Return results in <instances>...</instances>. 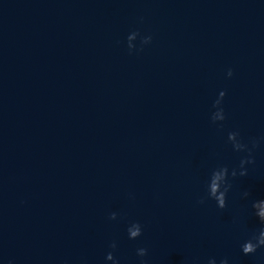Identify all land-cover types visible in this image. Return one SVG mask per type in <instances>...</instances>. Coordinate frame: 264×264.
Masks as SVG:
<instances>
[{"label": "water", "instance_id": "1", "mask_svg": "<svg viewBox=\"0 0 264 264\" xmlns=\"http://www.w3.org/2000/svg\"><path fill=\"white\" fill-rule=\"evenodd\" d=\"M231 131L264 137V0H0V264H264V141L198 203Z\"/></svg>", "mask_w": 264, "mask_h": 264}, {"label": "clouds", "instance_id": "2", "mask_svg": "<svg viewBox=\"0 0 264 264\" xmlns=\"http://www.w3.org/2000/svg\"><path fill=\"white\" fill-rule=\"evenodd\" d=\"M131 35L138 37L140 35L139 31L131 32ZM130 36L127 37V41ZM152 40L151 36H145L141 38V44H149ZM129 52L135 47L128 43ZM139 50H143L142 48ZM227 75L231 77L233 72L231 69L228 70ZM226 95L225 91H220L218 98L213 103V108L215 111L211 114V121L213 124L218 122H223L226 120V113L222 106L223 99ZM222 127V123L220 124ZM264 141V137L261 138H250L247 142L241 137L238 131H231L228 133L227 142L231 144L232 150L237 153H246L241 157L238 167H232L229 169L228 165L221 164L214 168L206 181L205 194L200 197L198 203L204 204L207 200H214L218 209L223 210L227 208L228 204V194L233 188V181L239 176L244 177L248 175L247 165L255 164L254 151L260 146L261 142ZM243 198H248L250 196L249 191H244L242 193ZM252 214L259 221L261 227L253 232L240 244V249L243 255L250 256L254 255L259 249H264V199L253 200L252 204ZM117 214L115 212L110 214V219L115 220ZM235 222V221H234ZM128 238L135 240L142 235V226L139 222H133L128 228ZM109 247L113 251H109L106 254L105 259L111 261L112 264H120V260L114 255L117 248V244L113 241ZM137 256L143 258L148 254L147 248L140 247L136 249ZM8 264H13L10 260ZM140 264H147V262L141 259ZM207 264H217L215 258H210ZM219 264H229V258L223 257L219 260Z\"/></svg>", "mask_w": 264, "mask_h": 264}]
</instances>
